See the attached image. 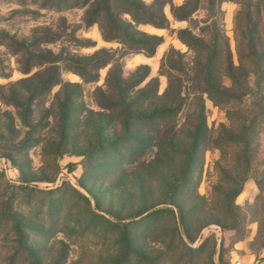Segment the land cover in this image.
Wrapping results in <instances>:
<instances>
[{
    "label": "rangeland",
    "instance_id": "374dc122",
    "mask_svg": "<svg viewBox=\"0 0 264 264\" xmlns=\"http://www.w3.org/2000/svg\"><path fill=\"white\" fill-rule=\"evenodd\" d=\"M164 1L168 28L135 26L160 30L148 57L104 38L99 19L87 23L96 0H0V264H115L129 247L124 264H264V73L246 47L254 37L264 45V0H217L213 9L202 0L187 20L171 14L185 0ZM184 29L208 48L213 35L219 44L225 37L234 66L242 64L234 91L248 93L222 105L201 95L206 130L196 152L200 96L189 69L201 57L180 39ZM171 50L185 75L161 68ZM107 55L111 62L90 67ZM179 74L182 100L169 87ZM49 78L58 84L46 87ZM153 78L160 99L143 112L180 109L131 123L138 141L130 142L112 104ZM176 204L187 214L181 242ZM155 210L163 212L147 219Z\"/></svg>",
    "mask_w": 264,
    "mask_h": 264
},
{
    "label": "trees",
    "instance_id": "16d2710c",
    "mask_svg": "<svg viewBox=\"0 0 264 264\" xmlns=\"http://www.w3.org/2000/svg\"><path fill=\"white\" fill-rule=\"evenodd\" d=\"M84 4H88L92 0H82ZM209 7L213 9L217 0H205ZM202 0H185L183 4L179 6L171 5V14L176 20H187L191 14L200 9ZM167 1L164 0H154L152 4L149 6H145L141 0H96V4L93 7L92 11L87 15L86 21L87 23H94L98 19L102 21V33L104 38H109L112 40L119 41L123 49L130 51L131 53H143L148 57L154 56L156 48L162 43V38L155 35H148L143 32H139L135 26L139 24H150L157 28L165 29L168 28L169 22L164 14V7ZM120 10V11H118ZM117 11V12H116ZM155 12V13H154ZM138 13L143 15L144 20L138 18ZM129 14L132 17L131 21H125L122 19V15ZM137 15V16H136ZM251 19L247 17L246 23L247 26H252L253 30L248 31V35H252V33H257V27L255 24L250 22ZM246 33V32H245ZM180 39L184 44L187 45L189 49H195L198 56L201 59L196 58L194 61V65L189 71L194 74V82H196L199 86L197 88L196 93L199 94L200 97V105L198 108L196 121H197V130L193 135L192 142V152H196L199 148V141L205 135L203 131L206 130L205 127V108L203 102L201 100V95L206 94L207 97L213 101L215 105H222L232 100L239 99L248 95L247 92L237 94L234 91V84H236V76L235 71H239L242 68V64L239 67L234 66L231 58V53L229 46L225 37L223 38V42L219 44L218 35L212 36L211 46L205 47L200 38H196L193 41V34L187 29L179 31ZM139 37V38H137ZM252 38V37H251ZM259 40L258 37H254L249 39V44L246 45L247 49L251 53V55L258 54V67L260 68L261 73H264V45L257 46L252 44L251 42H255ZM257 42V41H256ZM240 48V43H238ZM175 53L173 50L169 51L162 59L161 68L166 66L168 70H176L181 72V74L185 75L184 68L179 65H175L172 60V54ZM206 54L205 57L203 55ZM221 55H224V59L220 60ZM240 55V49H239ZM113 55L102 56L100 58H94L92 63L89 64L90 67L101 68L105 66L107 63L112 61ZM242 63V59H240ZM143 68L147 69V66ZM79 73L83 75L84 72L82 69H78ZM224 73V74H223ZM181 74L175 77L174 81L169 76V87L174 91V96L178 100H182V84H181ZM222 74V76H221ZM147 75V74H146ZM223 78H228L232 81L233 86L225 87L222 83ZM58 79H47L46 87H52L58 84ZM119 78H115L114 86L118 87ZM175 83V84H174ZM119 94L126 93L125 89H120ZM168 92V91H166ZM158 93V80L153 78L146 88L141 90L133 99H130L127 102H123L121 100L112 104L113 106L122 108L121 113L124 116V126L125 134L127 140L130 142L138 141V137L136 134L130 133L128 126L131 123H140L144 121H150L154 119H165L167 117L175 116L180 108H171L168 106H163L161 104L158 108H154L149 114L143 112V105L145 103L150 102L151 100H159L160 97ZM168 93H165V95ZM261 112L260 114H262ZM205 132V131H204ZM178 190L177 187L173 188L172 198H170L171 204L175 202V194ZM174 193V194H173ZM238 193V192H237ZM177 209V214H173L175 218L174 223V233L176 234V238L181 242L180 239V228L184 230L186 225L185 217L187 214H184L179 205H175ZM163 210H155L148 214L147 219H154L159 214H161ZM151 221V220H150ZM136 223V222H134ZM125 226V225H124ZM115 227L121 228L122 225L120 223L115 224ZM127 251V252H126ZM126 251H122L118 258V261L115 264H124L125 259L127 257L128 251H130V247L126 248ZM191 251L199 252V248L192 249ZM120 259V260H119Z\"/></svg>",
    "mask_w": 264,
    "mask_h": 264
},
{
    "label": "crops",
    "instance_id": "0c3cea01",
    "mask_svg": "<svg viewBox=\"0 0 264 264\" xmlns=\"http://www.w3.org/2000/svg\"><path fill=\"white\" fill-rule=\"evenodd\" d=\"M179 1H182V0H179ZM148 31L154 33V35H158V33H160V30H158V29H150Z\"/></svg>",
    "mask_w": 264,
    "mask_h": 264
},
{
    "label": "built area",
    "instance_id": "2783aa9c",
    "mask_svg": "<svg viewBox=\"0 0 264 264\" xmlns=\"http://www.w3.org/2000/svg\"><path fill=\"white\" fill-rule=\"evenodd\" d=\"M233 264H243V263L240 262V261H237V262H235V263H233Z\"/></svg>",
    "mask_w": 264,
    "mask_h": 264
}]
</instances>
